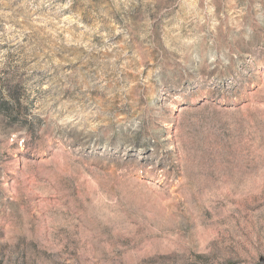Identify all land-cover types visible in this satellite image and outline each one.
I'll list each match as a JSON object with an SVG mask.
<instances>
[{
  "label": "rangeland",
  "instance_id": "rangeland-1",
  "mask_svg": "<svg viewBox=\"0 0 264 264\" xmlns=\"http://www.w3.org/2000/svg\"><path fill=\"white\" fill-rule=\"evenodd\" d=\"M0 264H264V0H0Z\"/></svg>",
  "mask_w": 264,
  "mask_h": 264
}]
</instances>
